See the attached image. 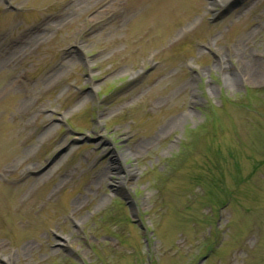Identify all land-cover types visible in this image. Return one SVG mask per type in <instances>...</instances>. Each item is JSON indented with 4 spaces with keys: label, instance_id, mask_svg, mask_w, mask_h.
Listing matches in <instances>:
<instances>
[{
    "label": "rangeland",
    "instance_id": "rangeland-1",
    "mask_svg": "<svg viewBox=\"0 0 264 264\" xmlns=\"http://www.w3.org/2000/svg\"><path fill=\"white\" fill-rule=\"evenodd\" d=\"M214 1L0 0V264H264V0Z\"/></svg>",
    "mask_w": 264,
    "mask_h": 264
},
{
    "label": "bare ground",
    "instance_id": "bare-ground-1",
    "mask_svg": "<svg viewBox=\"0 0 264 264\" xmlns=\"http://www.w3.org/2000/svg\"><path fill=\"white\" fill-rule=\"evenodd\" d=\"M230 0H215L214 2L215 3H221L222 2V4L223 5H225V4H227L228 2H229ZM170 8L171 9H169L168 11H167V15L170 17V19H171V16L173 15V12H174V10L176 9V6L175 5H172V6H170ZM71 61V59L70 60H68V62H70ZM67 62V63H68ZM64 64L66 63L65 61L63 62ZM71 64L73 63V62H70ZM70 63H68L69 65H71ZM73 65V64H72ZM244 71H245V73L244 74H246V76H251L252 78L253 77H256V76H260L261 74H262V69H261V65H259V64H253V63H248L247 65H245L244 66ZM1 134H2V132H1V126H0V138H3L2 136H1ZM6 136H8V139H7V142L6 143H4L3 145H1L0 146V153H3V154H0V173L1 174H3L4 176H8L9 174H10V172H11V169L10 168H7V167H11L12 166V163H13V161H11V160H9V159H11V157H17V158H19L20 156L17 154V152L15 151V150H13V152H11L12 150H9L10 152V155H9V157H2L5 153H7V149L10 147V146H12V144H11V138H10V135L9 134H7ZM13 160V159H12ZM29 171H31V172H34V171H36V169H32V170H30L29 169ZM43 179V178H42ZM9 192V194H12V192L13 191H8ZM14 193V192H13ZM8 200H6L5 198H3L2 197V194L0 193V208L3 206V205H6L5 203L7 202Z\"/></svg>",
    "mask_w": 264,
    "mask_h": 264
}]
</instances>
